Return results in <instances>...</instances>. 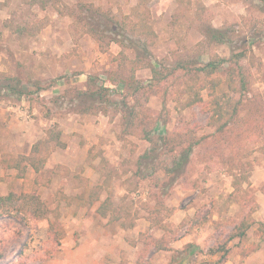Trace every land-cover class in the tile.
Returning <instances> with one entry per match:
<instances>
[{"label": "rangeland", "instance_id": "obj_1", "mask_svg": "<svg viewBox=\"0 0 264 264\" xmlns=\"http://www.w3.org/2000/svg\"><path fill=\"white\" fill-rule=\"evenodd\" d=\"M142 21L154 31L150 37ZM211 26L221 31L222 41L209 33ZM85 37L89 42H82ZM44 39L55 42L41 43ZM121 53L127 61L140 57L157 72L148 67L136 70L142 88L135 97H124L125 88L119 86L121 92L110 95L105 104L109 120L100 123L98 130L85 128L89 121L78 130L72 126L66 137L77 152L76 158L67 159L73 170L58 167L64 177L55 180L56 192L48 190L47 217L0 215L1 264H77L72 262V248L89 242L80 230H73L80 225L72 221L80 204L72 203L70 192L72 184L83 187L85 182H95L90 168L101 172L98 182L103 178L108 188L103 191L113 197L116 209L131 210L137 204L136 213L156 209L157 216L162 211L172 218L167 240L185 236L188 240L180 242L183 246L178 249L170 246L173 263L184 257L188 264H217L218 256L211 249L251 215L256 223L244 247L256 248L244 255L238 239L231 241L224 264H264V233L258 235V226L264 223V0H0V84L13 83L9 78L16 77L32 99L41 89L65 81L61 93L49 96L50 106L62 116L99 102L97 95L77 92L84 89L75 77L85 67L88 77L100 79L121 72ZM217 59L226 61L218 70L222 79L232 63L247 81L244 90L230 92L241 104L224 130L210 117L212 89L201 90L202 103L187 106L183 88L187 70ZM223 91H227L225 81L217 87L218 93ZM1 94V102L18 100L14 93ZM134 105L143 112L135 119L130 113ZM144 114L145 124H140ZM190 144L189 158L182 162L180 155ZM79 146L83 147L79 150ZM82 171L91 175L88 180ZM233 173L247 176L243 185L253 196L247 203L227 206ZM48 175L44 171L38 178L47 187ZM9 180H2L3 185L10 187ZM120 182L129 190L125 196L117 190ZM22 190L47 194L32 180L24 182ZM149 199L160 205L152 208ZM157 216L152 226L162 224ZM195 219L200 222L195 224ZM140 233L139 240L150 248L155 239L148 233L154 232ZM139 256H145L141 250Z\"/></svg>", "mask_w": 264, "mask_h": 264}, {"label": "crops", "instance_id": "obj_2", "mask_svg": "<svg viewBox=\"0 0 264 264\" xmlns=\"http://www.w3.org/2000/svg\"><path fill=\"white\" fill-rule=\"evenodd\" d=\"M85 41L89 42L86 37L82 40V42ZM40 42H46L48 43L47 45H53L55 41L54 39H44L40 40ZM87 57L89 56H84V58ZM89 73V69L85 67V71L75 77V82L78 84V87L82 89L86 88V81ZM62 82L61 80H58V82L50 88L41 89L38 94H36V97L32 99L25 93L17 101L5 103L0 101L1 195L9 194L6 193V191L19 192L24 182L32 180L34 184L39 186L40 191L41 189L47 190V194L44 191L41 197L46 201L47 206L49 207L50 203L48 202V196L53 194V192H56L57 189H54L53 185L56 184L55 180L58 177H61L58 174V167L65 165L66 168H68L67 170L70 172L69 168L73 170V167H68L70 165L67 159L72 160L73 158H76L77 155V152L75 151L76 148L72 145V140H69L68 137H66V134L69 130H72V126H76L78 130L84 121H89L87 125H85V128H89V131H93L98 130L101 127L100 123L109 120L108 116H106L103 112H99L97 114H82L78 111L79 113L74 112L73 115L72 112H68L64 116H62L59 112H55V108L50 106L49 96L61 93L62 85H67L64 83L65 81ZM105 84L107 86L117 87V89L120 86L124 89L123 84L114 85L110 81H106ZM24 87H26V85H24ZM56 123L63 133L62 138L66 142V146L57 147L48 158L45 168L40 172H36L30 165H26V176L22 178L18 177L17 168L6 166V163L9 162L8 160L12 157L18 156L19 154H28L35 142L44 138L46 136V130ZM81 147L83 146H79L78 149L80 150ZM88 148L89 146L85 147L87 151ZM44 171H48L49 174L48 180H50V184H47L48 187L38 181V178L42 176ZM90 171V174L96 179L95 182L92 180L88 183L85 182L83 187L80 184L74 186L72 184V193L70 192V195L72 194V203L74 201L77 205L80 204V208L75 212L77 215L73 217L74 213H72V221L80 225H76V228L73 230L75 232L80 230L84 235V238H86L89 242L87 245L85 242H82V244L72 248V262L74 259L77 264H115L116 261L123 262L124 264H188L187 260H185L186 258L184 257L179 261L177 260L174 263L172 262L174 252L173 248L178 249L182 247L183 243L180 242L185 243L188 242V240L185 241L186 236L179 238L175 242L167 240L169 236L167 233V227L171 223L172 218L170 216H166V214L162 211L158 216L156 213L154 214L156 209L153 212L141 209L139 213H136L138 205L135 204V206H132L131 210L128 209L135 222L132 227L122 225L125 216L114 222H110V211H108L107 214H101L98 211V208L101 202L108 196L107 191H103L106 185L103 184V178L100 182H98L101 176L100 171L93 170V168H90ZM73 173L75 172L72 171V174ZM82 173H84L86 179L91 176L87 172L82 171ZM6 177L11 179L9 180L12 182L10 187H6L2 183V180ZM63 177H61V179ZM63 185L65 188L69 187L68 184ZM97 185H102L98 198V193L93 192V189ZM75 187H78L77 189L79 190L83 189L84 191L78 193L77 189L74 191ZM116 187L123 196H125L126 193H129L126 184H123L122 182L118 183ZM1 189L5 190L2 191ZM148 202L154 206L152 208L160 205H158L157 200L155 199H149ZM125 204L130 205L132 203L124 202V205ZM119 208L123 207L120 206ZM156 216L158 220H161L162 224L152 226V222ZM147 229L154 232L148 233L155 239V242L151 244L152 246L150 248L145 247V242L139 240V237L142 234L140 232L146 231ZM167 241L168 247L165 243ZM140 250L142 254L145 255L144 258L139 256ZM143 259L146 261L144 262Z\"/></svg>", "mask_w": 264, "mask_h": 264}, {"label": "trees", "instance_id": "obj_3", "mask_svg": "<svg viewBox=\"0 0 264 264\" xmlns=\"http://www.w3.org/2000/svg\"><path fill=\"white\" fill-rule=\"evenodd\" d=\"M58 0H56L57 2ZM46 4H42L45 7ZM141 26L145 34L148 37L154 32L152 28L142 21ZM211 31V32H210ZM209 33L212 34L213 38L216 40H223L220 33L221 31L215 27H210ZM143 34V33H140ZM144 34V35H145ZM147 38V37H146ZM243 53L238 54V56H243ZM122 60L118 63L117 74L109 73L106 77L100 79L99 77L90 75L86 81V88L84 90H77L81 94H89L91 96H98L99 102L96 105L85 106L79 110L81 113H96L103 112L107 114L108 107H106V102L110 101V95L120 93L116 87L107 86L106 81H110L114 85L123 84L125 88V93L122 95L124 97L136 96L138 92L141 91L142 84L136 79V70L143 67L151 68L154 73L157 72L156 67L150 63H146L145 60L141 61L140 57H136L130 61L123 55ZM117 56L118 59H121ZM127 61V62H125ZM226 61L223 59L211 60L207 64L200 65L196 69L187 70V77L183 80V88L187 93V106H194L203 102V97L201 90L206 87L212 89L211 96V115L210 117H215L218 123V129L224 130L230 123V121L238 114L241 101L235 99L231 96L230 92H238L239 90H244L246 88V79L244 73L231 64L228 65L226 69L225 79H222L218 70ZM188 68L185 64H180L179 66ZM203 74V75H202ZM13 83L8 81L7 83L0 84L1 96L11 97V93L16 94V98L20 99L26 92L22 89L21 83L18 78H9ZM138 80V81H137ZM225 81L227 91L221 93L217 92V87ZM3 90V91H2ZM138 100V99H137ZM136 100V101H137ZM127 104V101L126 103ZM128 105V104H127ZM134 107H131V115L133 118H137L143 112H138ZM136 110V111H134ZM129 113V112H128ZM146 115L141 118L140 124H145ZM63 133L59 129L58 124L49 127L46 130V136L39 139L33 145L31 151L28 154H19L16 157L10 158L6 166L15 167L18 169L17 176L22 178L26 176V165H30L36 172H40L45 168L46 162L52 152L57 147H65L66 142L63 140ZM147 138V137H146ZM192 145L190 144L181 153V161L184 162L188 160L189 155L192 151ZM181 163V162H180ZM182 164V163H181ZM233 191L229 194L226 199V205L229 206L232 203L244 204L247 203L252 198V193L243 184L248 181V178L243 173H233ZM102 185H97L94 189V193L99 197ZM98 211L101 214H107L108 211L111 212L110 222H114L123 216H125L122 222L123 226H134V218L131 217L130 212L127 209L118 208L116 209L113 201V197L108 195L100 204ZM50 213V209L47 206L46 201L41 197V195L36 191H11L7 195L0 194V215H12L18 216L22 214L30 219H43L46 218ZM200 220L195 219V224L199 223ZM256 220L251 215L244 216L238 223H236L233 229L228 232L225 237L216 245V248L211 249L213 255L218 256L216 261L217 264H224L229 257L231 252V247L229 243L233 240L238 239V247L240 252L244 255H248L252 250L256 248V245L250 247H244L245 241L247 239V233L249 229L254 226ZM264 233V223H260L258 226V235L261 236ZM4 253H0V264L4 259Z\"/></svg>", "mask_w": 264, "mask_h": 264}]
</instances>
